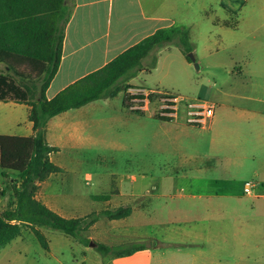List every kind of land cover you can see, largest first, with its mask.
Listing matches in <instances>:
<instances>
[{"label": "crops", "instance_id": "0c3cea01", "mask_svg": "<svg viewBox=\"0 0 264 264\" xmlns=\"http://www.w3.org/2000/svg\"><path fill=\"white\" fill-rule=\"evenodd\" d=\"M192 1L66 0L68 18L62 24L61 65L47 90V98L53 99L69 86L104 68L157 31L179 27L180 13L188 10ZM223 2L217 0L216 4L227 10ZM258 10L263 23L250 32L249 40L239 42L244 49L243 58L239 61L232 58L224 69V77H213L211 86L203 88L198 96L185 97L187 101L178 105V111H174L170 120L156 117L165 107L163 103L151 112L153 99L144 102L143 114L139 115L121 109L114 98L93 101L49 120L46 139L50 146L59 149L57 153L61 140L67 141L75 151L99 145L107 137L100 138L102 124H110L111 141L105 144L109 148L133 151L129 137L124 142L115 140L113 125L122 124L136 130L137 151L148 152L149 121H158L161 153L177 158L182 170L188 168L196 173L193 178L187 177L188 188L181 187L174 192H162L160 187L153 186L152 193L149 189L140 193L134 176L129 182L122 179L111 185L100 176L97 192L78 188L61 190L56 188L54 175L39 184L37 198L66 219L134 205L128 217L101 219L85 232L89 239H97V244L147 245L145 250L129 257L113 256L111 264H153L152 257L145 258L148 247L159 249L163 245L184 249L179 248L173 262L162 264H264V5ZM224 24H228L226 19L214 20L216 27L229 28ZM174 49L175 52L161 62L164 80L160 84L165 86L167 80L182 84L181 81L186 82L193 73V64L179 48ZM159 66L160 59L156 68ZM18 73L33 75L35 71L16 66L0 55V74L13 78ZM129 83L132 85L130 94H161ZM125 97L124 92V100ZM190 101L213 106L214 113L207 126L189 123L187 103ZM182 108L186 116H181ZM29 112L26 104L0 101V135L32 137L34 130ZM53 154L50 160L63 170L61 174L66 173V167L56 163ZM3 178L0 213L15 201L13 185L18 176L9 172ZM248 183L253 185L250 194L245 193ZM93 196H109V199L95 200ZM156 227L166 229L162 237L148 232ZM26 231L31 232L23 229L22 235L9 245L23 240Z\"/></svg>", "mask_w": 264, "mask_h": 264}, {"label": "trees", "instance_id": "16d2710c", "mask_svg": "<svg viewBox=\"0 0 264 264\" xmlns=\"http://www.w3.org/2000/svg\"><path fill=\"white\" fill-rule=\"evenodd\" d=\"M66 0H0V55L8 62L34 70L33 75L0 74V101L26 104L30 107L29 120L33 124L32 137L0 135V174L9 172L18 176L13 185L14 203L0 213V252L20 237L23 229H30L41 247L49 251L50 244L42 228L61 231L66 236L89 245L91 240L83 233L101 219L118 220L131 215L134 205L116 209L106 208L85 217L66 219L50 210L37 198L39 184L51 175L61 174L50 155L58 148L47 143V125L51 118L72 109L81 108L93 101L114 98L125 92L124 108L128 112L143 114L146 100L142 94H130L127 82L143 70V61L154 51L169 45L179 47L189 63L192 52L189 32L181 27L157 31L111 61L104 68L69 86L56 97L46 96L57 75L62 59L64 29L67 21ZM156 67V58L151 68ZM150 101L151 98H148ZM167 109L156 117L170 120ZM4 192L0 191V197ZM107 201L109 196H93ZM104 256L129 257L146 249V244L124 246L96 244Z\"/></svg>", "mask_w": 264, "mask_h": 264}, {"label": "rangeland", "instance_id": "374dc122", "mask_svg": "<svg viewBox=\"0 0 264 264\" xmlns=\"http://www.w3.org/2000/svg\"><path fill=\"white\" fill-rule=\"evenodd\" d=\"M216 3L217 0H193L188 10L180 13L182 21L178 26L189 32L192 44L190 53L195 56L196 64L200 67V70H196L195 64L191 63L193 73L186 80L187 85L183 80L182 84L170 80H167L169 81L166 83L167 86L160 84V81L164 80L161 62L171 52H175L176 45H169L154 51L144 59L143 70L127 83L130 85L131 81L145 91H159L163 95L185 98L198 96L203 88L211 86L213 77L223 78L224 69L230 64L232 58L239 61L244 56V49L239 42L249 40L250 32L263 23L262 14L258 8L264 5V0H250L249 2L224 0L223 3L227 10ZM217 17L226 19L228 24L224 25H228L226 27L229 28L216 27L214 20ZM155 58L156 66L160 59V66L155 67L156 69L151 68ZM153 96L155 95L150 97L154 103L151 106V112L163 103L161 95ZM113 100L115 104H120L121 109H125L123 108L124 92H120ZM112 111H117V109ZM181 116H186V110L183 108ZM159 124L158 121H149L150 148L148 152H143L144 154L137 151L136 145L139 139L136 130L130 129V125L116 124L113 127L115 128V140L124 142L129 137V141L133 143V151H115L105 145L111 141L112 132L108 130L110 124H102L100 131V138L106 135L107 137L99 145L83 149V151H75L71 149L67 141L61 140L60 152L53 154V159L56 163L65 166L67 172L54 175L56 188L66 191L78 188L84 192L89 190L97 192V182L100 176H103L110 185L122 179L129 182V179L134 176L138 180L140 193H145L146 189L152 193L153 186L160 187L162 192H174L181 187L188 188L187 177L193 178L196 173L189 171L188 168L182 170L177 165L179 162L177 158L161 153L162 142L157 136L160 133ZM2 182H5V178L0 176V185L4 187L5 184ZM41 230L49 241V251L41 247L33 233L26 231L23 240L12 243L2 251L0 264H111L113 260V256H104L96 247H91L92 242L97 244V239H89L86 233L82 236L91 240L89 245L79 239L66 236L58 230L46 227ZM165 230L156 227L148 232L154 233L155 237H162ZM148 248H150L149 253L145 258L152 257L153 264L173 262L179 248L184 249L180 246L167 245L159 249H154L153 246Z\"/></svg>", "mask_w": 264, "mask_h": 264}, {"label": "built area", "instance_id": "2783aa9c", "mask_svg": "<svg viewBox=\"0 0 264 264\" xmlns=\"http://www.w3.org/2000/svg\"><path fill=\"white\" fill-rule=\"evenodd\" d=\"M137 94H142L145 96L146 100L148 101L153 94L152 93H145L137 92ZM162 96L163 104L165 107L161 110V112L169 109L173 113L165 114L166 117L172 118L174 111H178V105L186 102L187 100L182 97H176V96H167L160 94ZM188 108V115H189V123L197 126H207L209 119L213 116L214 108L212 105L207 104L205 102H193L190 101L187 103ZM253 185L251 183H248L245 193L250 194L252 190Z\"/></svg>", "mask_w": 264, "mask_h": 264}, {"label": "water", "instance_id": "95a60500", "mask_svg": "<svg viewBox=\"0 0 264 264\" xmlns=\"http://www.w3.org/2000/svg\"><path fill=\"white\" fill-rule=\"evenodd\" d=\"M189 58H190L191 61L195 64V68H196V70H200L199 65L196 64L195 56H194L192 53H189ZM90 246L94 248V247H96V244L92 242V243L90 244Z\"/></svg>", "mask_w": 264, "mask_h": 264}]
</instances>
